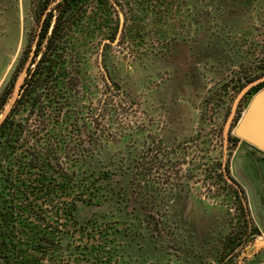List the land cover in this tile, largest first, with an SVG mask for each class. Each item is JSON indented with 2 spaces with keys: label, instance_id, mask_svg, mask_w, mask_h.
I'll list each match as a JSON object with an SVG mask.
<instances>
[{
  "label": "rangeland",
  "instance_id": "obj_1",
  "mask_svg": "<svg viewBox=\"0 0 264 264\" xmlns=\"http://www.w3.org/2000/svg\"><path fill=\"white\" fill-rule=\"evenodd\" d=\"M230 1L206 0L196 16L187 6L189 19L168 28L144 22V35L162 40L120 43L118 32L104 54L103 42L81 47L76 121L59 125L66 148L87 156L95 193L74 210L77 232L55 253L36 252L40 264H264V153L233 144L234 119L257 91L222 134L235 96L264 75V0ZM34 11L30 0H0V93L33 48ZM222 172L245 192L252 235L237 234L244 217ZM16 204V235L29 244V209ZM93 244L95 260L85 254Z\"/></svg>",
  "mask_w": 264,
  "mask_h": 264
},
{
  "label": "trees",
  "instance_id": "obj_2",
  "mask_svg": "<svg viewBox=\"0 0 264 264\" xmlns=\"http://www.w3.org/2000/svg\"><path fill=\"white\" fill-rule=\"evenodd\" d=\"M30 1L42 22L33 48H27L18 68L21 71L28 61L20 94L0 125V264H40L43 257L36 252L55 253L54 248L81 226L74 216L77 204L92 201L95 184L89 180L87 156L66 148L69 142L63 139L59 125L65 115L76 121L74 112L69 111L77 103L75 59L82 48L103 42L100 50L104 54L118 32L120 43L126 39L132 41L130 44L142 38L153 42L164 39L163 32L144 35V22L168 28L176 16L184 22L189 19L181 15L183 8L189 6L196 16L201 3L206 6V0ZM263 86L264 81L253 86L242 99ZM12 88L0 93V113ZM236 142L233 138V144ZM225 170L229 174L227 166ZM220 176L234 189L237 209L244 217L243 230L237 234L252 235L256 228L245 192L235 181L227 182L223 172ZM23 199L28 200L25 206ZM16 203L22 210L29 209V244L16 235L15 217L20 211ZM231 233L225 239L230 246L238 239ZM93 247L85 254L95 260Z\"/></svg>",
  "mask_w": 264,
  "mask_h": 264
},
{
  "label": "water",
  "instance_id": "obj_3",
  "mask_svg": "<svg viewBox=\"0 0 264 264\" xmlns=\"http://www.w3.org/2000/svg\"><path fill=\"white\" fill-rule=\"evenodd\" d=\"M27 66L28 63L20 71L19 76L14 81L10 98L7 104L5 105L3 111L0 113V125L3 119L5 118L6 114L10 111L13 102L20 94L21 84L23 83L24 76L26 75ZM263 81H264V75L248 82L240 89L238 94L235 96L233 103L231 105L229 115L224 123L222 130L224 142L226 141L230 123L238 102L253 86ZM253 104L256 105L259 104L261 107L260 110L258 108L256 109L250 108L247 114L245 115L244 119L240 122L238 128L236 129V134L258 145L260 148L264 150V91L256 96Z\"/></svg>",
  "mask_w": 264,
  "mask_h": 264
},
{
  "label": "crops",
  "instance_id": "obj_4",
  "mask_svg": "<svg viewBox=\"0 0 264 264\" xmlns=\"http://www.w3.org/2000/svg\"><path fill=\"white\" fill-rule=\"evenodd\" d=\"M263 91H264V86H263L261 89H259V90L255 93V95L251 98V100L246 104V106L244 107L243 112L241 113L240 117H239V118L237 119V121H236L235 126L233 127V135L238 139V142L247 143L249 146H251V147H253L254 149H256V151H260V152H262V153H264V150H263L262 148H260L258 145H256V144H254V143H252V142H250V141H248V140H246V139H244V138L238 136V135L236 134V129L238 128L240 122L244 119L245 115L247 114V112H248V110H249L250 108H253V109L258 108V109L260 110V108H261L260 105H259V104L256 105V104H253V103H254V100H255L256 96H257L259 93L263 92Z\"/></svg>",
  "mask_w": 264,
  "mask_h": 264
}]
</instances>
